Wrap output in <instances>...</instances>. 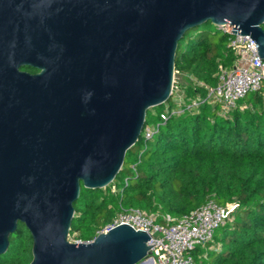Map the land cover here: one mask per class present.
<instances>
[{"label":"water","instance_id":"water-1","mask_svg":"<svg viewBox=\"0 0 264 264\" xmlns=\"http://www.w3.org/2000/svg\"><path fill=\"white\" fill-rule=\"evenodd\" d=\"M206 23L264 61V0H0V256L22 224L29 264H153L128 225L70 242L74 204L118 175L169 101L178 43Z\"/></svg>","mask_w":264,"mask_h":264},{"label":"trees","instance_id":"trees-1","mask_svg":"<svg viewBox=\"0 0 264 264\" xmlns=\"http://www.w3.org/2000/svg\"><path fill=\"white\" fill-rule=\"evenodd\" d=\"M229 38L206 23L178 43L174 72L184 76L186 101L205 97V87L217 84L219 67L234 65ZM163 111L164 104L148 109L145 126L161 122ZM209 200L237 208L211 242L193 251L195 264H264V86L225 115L217 104L204 103L169 118L146 143L141 136L112 183L81 187L69 236L91 241L123 209L181 218ZM31 248V236L19 224L0 264H29Z\"/></svg>","mask_w":264,"mask_h":264},{"label":"built area","instance_id":"built-area-1","mask_svg":"<svg viewBox=\"0 0 264 264\" xmlns=\"http://www.w3.org/2000/svg\"><path fill=\"white\" fill-rule=\"evenodd\" d=\"M217 29L230 36L228 46L236 55V62L230 68L219 67L216 74L217 84L214 87H205V97L196 96L188 101L174 72L169 101L164 103V111L160 114L161 122L144 127V143L172 116L195 111L204 103L217 104L222 115H225L236 108L238 102L248 94L258 92L264 86V61L258 56L255 42L249 36L232 34L230 26ZM189 81L201 85L193 77ZM236 208L234 203L219 206L209 200L181 218L169 215L160 217L158 214L135 208L123 209L99 233H106L120 225H128L136 231L148 234L147 245L152 246L149 252L153 264H195L193 251L197 247L204 248L211 242L215 231L230 219Z\"/></svg>","mask_w":264,"mask_h":264},{"label":"rangeland","instance_id":"rangeland-1","mask_svg":"<svg viewBox=\"0 0 264 264\" xmlns=\"http://www.w3.org/2000/svg\"><path fill=\"white\" fill-rule=\"evenodd\" d=\"M212 25V24H211ZM191 32V31H190ZM189 33V32H188ZM177 77H178V79H179V83L180 84H186L185 82H184V76L182 75V74H180V75H177ZM176 77V78H177ZM162 106V105H161ZM161 106H159V107H161ZM217 231V230H216ZM216 233V232H215ZM214 233V234H215ZM68 240L70 241V242H77V240H76V234H73V235H70L69 237H68ZM199 248H201V247H199ZM193 256V258H194V260H195V255H192Z\"/></svg>","mask_w":264,"mask_h":264},{"label":"flooded vegetation","instance_id":"flooded-vegetation-1","mask_svg":"<svg viewBox=\"0 0 264 264\" xmlns=\"http://www.w3.org/2000/svg\"><path fill=\"white\" fill-rule=\"evenodd\" d=\"M36 72H37V71L32 70V71H30L29 73L34 74V73H36Z\"/></svg>","mask_w":264,"mask_h":264},{"label":"bare ground","instance_id":"bare-ground-1","mask_svg":"<svg viewBox=\"0 0 264 264\" xmlns=\"http://www.w3.org/2000/svg\"><path fill=\"white\" fill-rule=\"evenodd\" d=\"M144 264H150L149 261L147 263H144Z\"/></svg>","mask_w":264,"mask_h":264}]
</instances>
